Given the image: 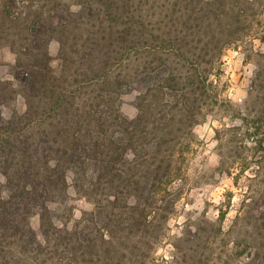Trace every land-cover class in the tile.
Listing matches in <instances>:
<instances>
[{"label":"trees","instance_id":"1","mask_svg":"<svg viewBox=\"0 0 264 264\" xmlns=\"http://www.w3.org/2000/svg\"><path fill=\"white\" fill-rule=\"evenodd\" d=\"M240 1L77 0L73 9L54 0L26 23L25 80L0 87L2 104L23 105L0 110L1 264H125L120 250L132 236L143 242L130 258L154 246L160 232L151 227L170 219L185 192L193 129L218 99L223 52L246 29L253 0ZM132 91L131 118L121 104ZM74 197L92 209L60 221Z\"/></svg>","mask_w":264,"mask_h":264},{"label":"rangeland","instance_id":"2","mask_svg":"<svg viewBox=\"0 0 264 264\" xmlns=\"http://www.w3.org/2000/svg\"><path fill=\"white\" fill-rule=\"evenodd\" d=\"M67 1L73 9L78 5ZM19 3L9 8L0 0L1 89L2 81L17 86L25 80L18 56L25 48L26 23L40 9L49 13L54 0H37L31 7ZM247 9L242 38L226 46L219 63L218 99L210 97L208 114L193 129L184 165L187 182L177 209L164 225L155 221L160 226L151 227L150 235L160 232L152 248L148 243L130 258L143 240L132 236L123 245L125 264H264V0H253ZM156 44L148 38L147 47ZM47 48L57 65L61 42L53 38ZM136 94L127 92L122 98L121 110L131 118L137 113ZM21 100H0V110L9 114L23 107ZM72 206V211L58 210L60 221L78 222L92 209L84 197H74ZM33 220L36 225L37 217ZM13 246L20 248L18 242Z\"/></svg>","mask_w":264,"mask_h":264}]
</instances>
